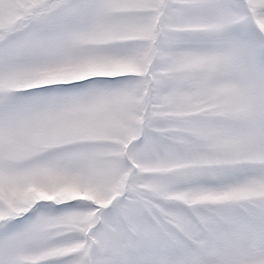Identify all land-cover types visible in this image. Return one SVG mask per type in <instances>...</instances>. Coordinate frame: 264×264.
<instances>
[{"label":"snow or ice","instance_id":"obj_1","mask_svg":"<svg viewBox=\"0 0 264 264\" xmlns=\"http://www.w3.org/2000/svg\"><path fill=\"white\" fill-rule=\"evenodd\" d=\"M0 264H264V0H0Z\"/></svg>","mask_w":264,"mask_h":264}]
</instances>
